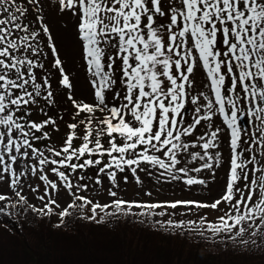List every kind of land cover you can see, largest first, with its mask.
I'll return each mask as SVG.
<instances>
[{"label":"snow or ice","instance_id":"6c2138e0","mask_svg":"<svg viewBox=\"0 0 264 264\" xmlns=\"http://www.w3.org/2000/svg\"><path fill=\"white\" fill-rule=\"evenodd\" d=\"M26 2L40 0H0V202L6 205L0 212L11 215L12 205L27 204L50 215L71 194L60 217L71 208L90 220L110 207L151 211L169 217L157 224L184 230L196 221L172 216L218 210L223 202L226 211L214 219L200 216V229L232 240L264 232V0H56L55 10L74 18L70 28L86 61L91 99L75 95L76 80L42 8L38 30L26 22ZM49 51L48 66L60 74L56 85L46 71ZM58 91L73 105L63 136V116L49 114ZM34 111L42 117L33 118ZM126 170L138 184L142 171L188 190L211 191L221 170L225 179L211 199L145 201L120 195V179L129 177L118 174ZM87 171L105 174L112 185L105 191L115 199L78 195L90 187L81 183ZM32 177L45 183L37 195L48 202L40 208L24 193L30 182L33 192L41 188ZM94 180L102 183L99 175Z\"/></svg>","mask_w":264,"mask_h":264},{"label":"trees","instance_id":"16d2710c","mask_svg":"<svg viewBox=\"0 0 264 264\" xmlns=\"http://www.w3.org/2000/svg\"><path fill=\"white\" fill-rule=\"evenodd\" d=\"M34 23L39 24L37 19ZM40 39L46 43L43 32ZM47 57L52 59V53ZM55 217L54 212L40 214L25 204L11 215L1 212L0 264H264L260 229L232 240L224 232L208 235L198 223L178 230L156 223L168 218L136 217L114 208L95 220L76 208L62 217L63 223ZM246 226L251 228L250 222ZM247 239L259 243L239 248Z\"/></svg>","mask_w":264,"mask_h":264},{"label":"rangeland","instance_id":"374dc122","mask_svg":"<svg viewBox=\"0 0 264 264\" xmlns=\"http://www.w3.org/2000/svg\"><path fill=\"white\" fill-rule=\"evenodd\" d=\"M55 4H56V0H40V3L36 4L35 6H30L26 2L25 7L29 8V12L25 20L26 22L31 23L33 29L38 30L40 26L39 24L36 25L34 22L36 21L37 16L39 15L37 9L42 8L43 14L45 16V20L46 22H50L52 31L55 34L56 42L59 47V53L66 65V71L70 73V77L75 78L76 80V88L74 90L75 95L79 96L82 99L84 97L91 99L92 93L89 90L88 81L85 79L87 75L86 61L83 60L81 57L80 45L75 42L74 31L70 28V24L72 23L74 18L68 16L66 13L56 11ZM51 60L52 59L48 57L45 59L46 71L47 74L52 78L53 84L56 85L57 77L60 74L58 73V71L53 72V66H48L51 64V62H49ZM57 94L59 95V101L56 105L49 106V114L50 115L59 114L63 116V120L58 121L61 124V128H62V131L59 133V135L63 136L64 131H66V127H67L65 122L72 120L71 113L73 112V105H71L68 98L65 95H63L62 91H58ZM191 111L192 110L190 108L189 115H191ZM42 115L43 114L39 113L38 111H34L32 114L33 118H37V119L41 118ZM244 124L246 128H250L252 125V121L245 120ZM41 143H43V141ZM222 147L224 148L225 153H227V144H223ZM196 150H200V148L197 147ZM194 163L195 162H191L190 166H194ZM148 170L152 171L151 168H149ZM92 172L93 173L91 175L86 174L84 176V179L81 181V183H88L90 187L88 189L80 190L78 195L79 194L88 195L100 203H107L115 199L114 197L109 195L108 192L105 191V189H110L112 187L109 178L105 174L96 173L95 171ZM204 174L207 175L206 172ZM96 175H99L101 177L102 183L97 184V182L94 180V177ZM124 175H127L129 179L126 182L120 179L119 192L122 198L145 200V201H155L160 199H177V198L211 199L213 196L217 195L219 190V185L223 184L225 179L224 172L223 170H221V172L217 177L216 182L213 183L212 185L211 191H209L207 188H205L204 190H200L199 187H194L192 190H188L187 188L183 187V185L180 182L161 181L160 183H157L156 176H147L142 171H141V175L144 180L142 184H138L135 181L133 174L128 170L119 173L118 178L123 177ZM31 180L36 183H40L41 188L33 192L32 191L33 185L30 182V184L28 185H23L24 193L27 194L28 200L30 201V203L34 204L36 208L43 207L44 204L47 203L48 201L41 200L39 198V195H37V193H42L43 188L45 187V183L39 180L37 177H32ZM59 183L61 184L60 191L64 192L65 188L63 183L62 182ZM149 189H151L153 193L151 196L147 195V191ZM73 191H75V189ZM53 193L56 195L59 194L56 193L55 190H53ZM71 198H72L71 194L61 196V207L56 208V211L58 212L55 211L56 221H60L59 211L62 210V207L69 206ZM77 203L82 204V202L79 200H77ZM5 206L6 205L3 202H0V207H5ZM15 206L16 205H12L11 209ZM85 209L88 214L93 215V213L90 211L91 205L85 206ZM222 211H226L223 202L219 206L218 210H213L210 208H201V209H196L193 212L180 213L177 216H172L171 218L172 219L182 218L186 220L192 219L196 221V223H199L200 216L202 214L210 213L209 215L205 216V219L211 220L214 219L216 215H218ZM98 212L99 214L97 216H102L105 210L98 209ZM137 216L144 218L154 217L155 219H159L161 217L169 218L167 214L161 216L159 214H153L151 211H149L147 215H141L139 210H137L136 217ZM204 231L206 232V234L215 235L210 231H208L206 225L204 226ZM245 241H248V243L241 242L238 244V247L251 248L253 245H255V243H252V241L249 239Z\"/></svg>","mask_w":264,"mask_h":264}]
</instances>
